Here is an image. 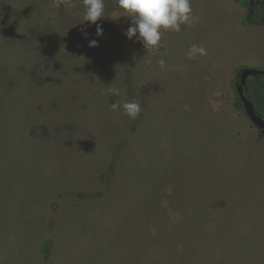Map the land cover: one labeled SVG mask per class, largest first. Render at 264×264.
Wrapping results in <instances>:
<instances>
[{
	"label": "rangeland",
	"instance_id": "rangeland-1",
	"mask_svg": "<svg viewBox=\"0 0 264 264\" xmlns=\"http://www.w3.org/2000/svg\"><path fill=\"white\" fill-rule=\"evenodd\" d=\"M241 1L192 0L191 24L163 33L148 56L124 35L131 18L116 0H105L100 38L80 24V0H0V28L20 30L25 44L11 39L45 93L48 124L32 135L56 143L73 185L112 187L67 203L52 257L19 230L0 235V264H264V131L235 107L238 73L264 67V27L243 25ZM194 44L208 55L186 58ZM131 97L142 101L136 120L111 108ZM158 202L166 212L146 231ZM87 203L94 212L80 210Z\"/></svg>",
	"mask_w": 264,
	"mask_h": 264
},
{
	"label": "trees",
	"instance_id": "trees-1",
	"mask_svg": "<svg viewBox=\"0 0 264 264\" xmlns=\"http://www.w3.org/2000/svg\"><path fill=\"white\" fill-rule=\"evenodd\" d=\"M241 5L246 9L242 19L245 27H264V0H242ZM15 34L23 42L20 30L0 28V225L5 226L0 227V235L19 230L36 239L34 249L47 258L58 249V226L69 220L67 203L72 200L77 204L90 202L99 191L96 198H103L102 194L105 195L112 187L101 185L102 182L87 185L88 188L73 185L67 176L59 173L65 160L62 161L56 143L32 135L33 128L48 124L39 123L38 106L41 99H45V93L37 84L38 77L29 75L31 62L24 55L26 46L18 42L14 45L12 39ZM261 70L264 71V67ZM240 81L241 74L238 73L235 78V107L247 116L237 92ZM243 92L264 121V75L250 76ZM53 109L56 111V107ZM26 151L28 154L24 153ZM39 159L45 162H37ZM108 164L107 172H113L116 164L112 160ZM33 176L37 183L31 185ZM93 207L87 203L80 210L90 214L94 212ZM165 212L159 202L152 204L149 220L144 221L146 231H154L158 217ZM42 262L40 257L38 264Z\"/></svg>",
	"mask_w": 264,
	"mask_h": 264
},
{
	"label": "clouds",
	"instance_id": "clouds-1",
	"mask_svg": "<svg viewBox=\"0 0 264 264\" xmlns=\"http://www.w3.org/2000/svg\"><path fill=\"white\" fill-rule=\"evenodd\" d=\"M65 3H67V0H65ZM80 3L82 5V11L79 13L81 17L80 24L90 22L96 25V37H103L104 30L97 22L105 15V0H80ZM116 5L122 11L123 16L131 18V25L124 35L129 40L138 38L148 56L159 50L163 33L168 31L181 32L182 25H190L194 15L192 0H116ZM82 34L88 40L89 48L99 46L98 39H89L86 32ZM207 55V49L202 45L194 44L186 52V58L188 59ZM145 59L138 65L143 64ZM157 63L161 69L166 66L165 60L162 58L157 60ZM109 91L114 97L120 96V90L117 88H111ZM141 103L142 101L136 97H131L123 103L117 100L111 104V108L113 111H117L122 107L126 116L136 120L142 111Z\"/></svg>",
	"mask_w": 264,
	"mask_h": 264
},
{
	"label": "water",
	"instance_id": "water-1",
	"mask_svg": "<svg viewBox=\"0 0 264 264\" xmlns=\"http://www.w3.org/2000/svg\"><path fill=\"white\" fill-rule=\"evenodd\" d=\"M256 75H264L263 70L255 69V68H247L244 69L241 73V81L240 84L237 85V92L244 104L245 112L248 116V118L251 120V122L259 129L264 130V121L262 118H260L253 107V105L247 100V98L244 96V86L246 85V82L250 76H256Z\"/></svg>",
	"mask_w": 264,
	"mask_h": 264
}]
</instances>
